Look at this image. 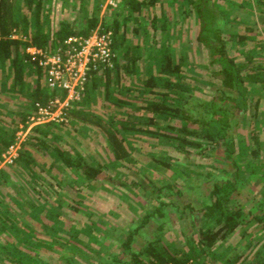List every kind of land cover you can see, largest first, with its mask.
<instances>
[{"label": "trees", "instance_id": "16d2710c", "mask_svg": "<svg viewBox=\"0 0 264 264\" xmlns=\"http://www.w3.org/2000/svg\"><path fill=\"white\" fill-rule=\"evenodd\" d=\"M120 1L111 15L107 12L101 17L102 25L113 33V65L91 72L80 100L68 109L66 122L33 126L17 156L0 167V264H50L31 253L48 243L72 250V255H63L67 264L83 263L75 259V254L82 260L94 255L96 260L91 264H264V253L256 247L259 241L248 240L240 252L229 247L218 249L238 229L245 230L251 224L264 229V188L263 197L255 203L248 193L251 178L264 179V165L260 168L259 159L263 127L257 116L264 102V0H225L231 5L226 12L213 9L209 0H182L185 7L171 19L161 5L158 14L152 13L147 19L138 17L143 7L155 10L158 0ZM78 8V15L71 21L60 18L52 28L45 0H24L21 7L17 0H0V85L5 91L31 98L19 116L11 119V130L4 128L0 133V159L14 141L18 124L35 110L36 102L45 104L55 95L64 96L46 86L45 69L30 58L26 47L34 45L52 52L71 35L88 36L99 23L98 9L90 11L85 1ZM241 10L246 12L244 17L254 20L253 27L231 30L227 20L241 16ZM191 14L197 19L196 40L206 46L211 62L217 65L215 75L222 86L199 103L196 112L183 108L192 87L178 75L181 63L170 53L171 43L156 38L160 31L161 35L170 33L175 40V28ZM140 29L152 34L144 55L137 44L126 41L130 31L137 34ZM241 39L253 40L254 44L247 49L242 45L239 52L244 57L237 59L228 54V48ZM161 43L164 46H159ZM143 58L151 63L134 95V89L123 87L121 80L126 75L141 74L139 61ZM118 88L126 89L124 97H116ZM127 106L133 109L128 111ZM250 110L252 127L248 131L250 141L246 142L243 135L235 136L234 132L238 115L245 116ZM73 121L85 122L104 136L109 149L106 160L80 151L64 138L63 131ZM143 141L156 146V153L150 157L177 172L181 181L155 182L141 172L132 152ZM37 147L52 158L47 167L33 154ZM170 153L184 162L194 156L208 157L210 167L200 170L188 166L187 176L182 177L184 171L180 173L175 167L182 163L171 159ZM120 166L129 173L119 171ZM55 167L70 172L74 178L70 186L77 197H83V189L105 185L110 190H122L128 199L139 194L145 197L144 213L120 230L117 245L100 242L105 233L95 226L96 222L81 219L90 215L81 198L63 206L54 189V185L62 188L63 183L50 172ZM44 171L53 185L46 183ZM193 192L194 201L182 205L175 202V198ZM243 194H248L244 200ZM172 214L190 222L189 230L181 232L184 245L168 237L173 233ZM71 215L77 216L80 229L90 234L87 239L79 237ZM37 228L41 231L38 234ZM261 237L264 248V233Z\"/></svg>", "mask_w": 264, "mask_h": 264}, {"label": "rangeland", "instance_id": "374dc122", "mask_svg": "<svg viewBox=\"0 0 264 264\" xmlns=\"http://www.w3.org/2000/svg\"><path fill=\"white\" fill-rule=\"evenodd\" d=\"M23 1L24 0H17V5L20 7L23 6ZM84 1L87 3L88 9L90 11L93 9H98L97 12L100 13L101 0H45L47 6L49 7V19L51 27L54 28L56 21L60 18L71 21L78 15L79 3H84ZM66 3L69 4V6H66ZM120 3L121 1L119 2V5ZM160 5L164 10L165 15L170 19L172 18V15H176L180 11V9H182V7H185V4L182 2V0H158L155 4V7H157L155 8V10H153L152 7H143V10L138 17L147 19L151 17L152 13L156 12L158 14V7ZM209 5L215 10H223L224 12H226L231 6L225 0H209ZM113 12L114 11H109V15H111V13ZM238 13H241V16H237L235 17V19L228 18L227 20L230 28H232L231 30H242L244 29V27L248 26L253 27L254 20H252L248 16H246L247 18L244 17L243 13L246 14L245 11L243 12V10H241V12ZM175 31V40L171 39L172 37L170 36V33L161 35L160 31L156 33V38L161 39V41L163 40L168 44L171 43L170 45L172 46L170 47L169 51L172 54L174 60L181 63V70L178 75H180L181 79L187 82L192 87V90L189 92V97L183 103V108L190 112H196V106L199 103H203L208 100L217 88H222L219 80L217 79V76L215 75V71L218 67L215 63L211 62L206 46L196 40L198 25L195 14H191L189 17L183 19L179 23L177 28H175ZM151 35L152 34H150L147 29H140V32L137 34L130 31L126 37V41L127 43H129V45L137 44L139 53L141 55H144L145 45H147V43L151 41ZM259 38L260 36H258V39ZM253 44V40L243 42L241 39L232 47L228 48V54L234 56L237 59H243L244 54L240 53L239 49L243 46L246 49L250 48ZM162 45L164 46V43H161L159 46ZM150 63L151 62H148L146 59L144 60V58L143 60L139 61V70L141 74L135 76H123L121 80L123 87H127L130 85L131 88L134 89L132 92H130L134 93V95H137V87H139L138 84L141 83L143 78H146L147 69ZM133 83H137V85H133ZM113 87L115 88L116 85ZM0 89V133H2L4 128L7 131L11 130V119L19 116L18 113L26 108V105L31 102V98L27 97L26 94H20L17 91L11 92L9 91V89L5 91V86L2 87L0 85ZM117 91L119 92H114L116 94V97L125 96L126 89L118 88ZM126 108L128 109V111L133 109L130 106H127ZM251 113L252 110H250V112H247L245 116H243L242 114L238 115L239 121L234 132L235 136L238 134L243 135V137L246 138V142L250 141L248 131L252 127ZM257 116L260 120L261 127H263V132L261 133V140L263 141V143L260 155L261 157L259 158L261 160L260 168H262V165H264V102L260 105V110L258 111ZM68 123L70 124V121ZM66 127V132L63 131L62 135L67 141L75 145L82 152L92 153L106 160L105 156H107V153L109 154V149L104 136L99 133L98 130L92 128L89 124H86L82 121H73V125H68ZM138 144L139 145H136L138 150L136 152H132V155L135 161V165L142 168L141 172L143 174H145L146 176H150L154 179L155 182H163L166 181V179L181 181L180 176L176 174L177 172L158 165L157 161L154 158L150 157L151 153H156V146H152L150 143H146L144 141ZM32 152L36 156V158L41 163L45 164V167H47L46 165L49 164V161L52 158L49 155L45 154L44 150L40 147L33 149ZM170 154H172L170 155L171 159L182 163L178 166H175L177 171H179L180 173L184 171L182 177L187 176L185 170L188 169V166H190L189 168H196L200 170L210 167V159L208 157L194 156L192 159L184 162L178 155H175L174 153ZM55 168H52L50 172L52 174H56L63 183V187L60 189L56 185H54V189L56 190V192H59L58 197L63 201V206H66L69 202H74L81 198L76 196L75 192L70 186V183L74 181V178L72 177L70 172L66 170L62 172L61 170ZM110 171L112 172L113 170ZM119 171H126L127 173H129V169L124 166H120ZM43 174L47 181L46 183L53 185L51 177L45 171L43 172ZM107 187L108 186H100L99 184H97L95 188L91 190H82V205L85 206L84 208L88 213L90 212V215H81V219L84 222H90L91 219L95 221V226L98 227L102 231V233H105L104 236H100V242L105 240L107 243H111L115 246L119 242L118 240H116V235L120 234V230L124 229V227H126L130 223V221L141 216L144 213L143 207H146L144 203H146L145 201L147 200H145V197L140 194V197L137 196L138 198L135 196H130V199H128L124 196L122 190H110ZM249 187L250 190L248 193L249 197H251L252 199L251 202L255 203V201H258V199H261L263 197V178H251ZM193 194L194 192L191 194H185L180 198H175V202L182 205L186 202H190L192 200L194 201ZM247 195L248 194H246V196ZM246 196L245 194H243L241 196V199H246ZM143 204L144 206H141ZM65 217L69 219V214H65ZM78 219L79 218H77V216L71 215V220L73 221L71 223L75 225V230L79 231V237L85 240L87 239V237H89L90 234L88 235L86 232L80 229L82 227V224L77 221ZM189 224L190 222L186 217L182 216V218L177 219L176 215L172 214L171 228L173 233L168 237L174 238L176 244L184 245L181 232L182 230H189ZM263 231L264 229L257 224H251L247 226L245 230L238 229L229 237L225 245L218 249L219 251H222L229 247L233 252H240L244 250L248 240H251L254 242L259 241V245L256 247H260L259 249H262L261 253H264L261 237V235L264 233ZM40 232L41 231L37 228V234ZM144 232L148 233L149 230H145ZM166 240L169 241L168 238H166L165 241ZM100 247L102 246L100 245ZM232 251L231 253L233 254ZM31 253H36V258L41 262H47L50 264H67L63 255H72V250L67 248L65 245L61 246L58 243L52 245V243H48L41 248H37L36 251L32 250ZM93 256L94 255L87 256L88 258L85 260L80 259L81 257H79L78 254H75L74 257L75 259H79L80 261H82V264H91V262L96 260V258H93ZM210 264L213 263L210 262Z\"/></svg>", "mask_w": 264, "mask_h": 264}, {"label": "built area", "instance_id": "2783aa9c", "mask_svg": "<svg viewBox=\"0 0 264 264\" xmlns=\"http://www.w3.org/2000/svg\"><path fill=\"white\" fill-rule=\"evenodd\" d=\"M120 0H101L100 20L88 36L71 35L64 45L52 52L30 45L26 52L32 60L45 69V84L50 90L63 92L45 104L35 103V110L18 124L14 141L3 151L0 167L11 163L30 129L39 124L66 122L70 105L80 100L83 87L92 71L111 67L116 56L113 48V33L101 23V17L118 7Z\"/></svg>", "mask_w": 264, "mask_h": 264}]
</instances>
